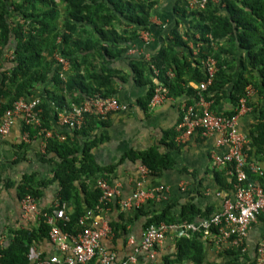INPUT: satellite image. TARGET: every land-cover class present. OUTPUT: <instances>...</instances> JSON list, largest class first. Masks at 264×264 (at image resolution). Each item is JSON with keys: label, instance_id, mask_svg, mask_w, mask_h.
Wrapping results in <instances>:
<instances>
[{"label": "trees", "instance_id": "obj_1", "mask_svg": "<svg viewBox=\"0 0 264 264\" xmlns=\"http://www.w3.org/2000/svg\"><path fill=\"white\" fill-rule=\"evenodd\" d=\"M160 1L0 0V116L19 98L38 97L41 128L52 131L45 151L37 155L41 162L52 165L51 178L35 182L32 176H24L16 185V193L20 200L25 195L36 198L38 186L57 185L59 207L72 206L70 212H65L66 220H56L62 233L79 231L78 219L84 209H91L98 202L100 191L91 189L86 180L112 173L114 168L99 166L93 153L106 136L102 132L106 127L104 118L87 115L85 124L77 130L57 128L56 114L67 111L72 104H80L94 94L104 98L114 97V82H127L129 74L113 69L112 64L126 56L141 31H148L153 10ZM173 5L174 14L185 20L189 30L194 32L191 34L188 30L181 33V22L177 21L170 32L169 43L161 46L149 61L142 57L129 59L132 81L138 87L147 86L145 96L138 100L140 108L148 107L159 84L168 90L169 95H186L190 100L185 105L195 104L196 90L190 88L188 82L198 84L206 80L202 62L208 57L217 61L218 70L203 97L211 105L221 97L228 98L232 106L226 114L210 109L213 114L224 117L235 115L240 100L247 95L248 86L259 88L264 96V0H208L203 9H190L186 0H174ZM222 5L227 16L219 14ZM223 38L226 46L245 53L239 58L240 67L236 76L225 70L224 64L228 68L226 60L221 61V56L226 54L225 45L221 42ZM191 42L198 44L195 54L189 46ZM177 49L187 52L188 57H180ZM9 52L13 56L11 60L4 58ZM55 55L69 61L70 67L63 72V76ZM96 59L100 61L99 66L93 64ZM151 66L158 70V76L153 74ZM46 84L52 90L38 93V86ZM97 129L102 132L99 136L94 133ZM23 130L30 135L36 134L30 127ZM61 135L64 136L63 141L59 139ZM263 149L264 113L251 132V142L246 151L249 156H258ZM126 158L146 168L151 177L159 176L172 166L168 155L154 149L131 152ZM225 170L215 173L217 185L221 190H233V181L230 184L224 181ZM248 179L262 181L249 171ZM173 207L172 203H167L157 213L143 212L142 206L132 210L144 218V230L160 223H192L197 218L209 216L191 201L179 207L177 214L170 211ZM47 214H52V210ZM118 216L120 218L121 214ZM258 218H263V214ZM109 226L114 238L127 234L121 219L120 222H110ZM49 230L50 227L42 219L37 230L14 232L11 241L0 247V264H30L28 251L31 240L46 236ZM203 237L200 232L187 238L179 237L175 253L165 257L164 264H182L184 261L202 264L204 246L200 239ZM223 252L231 258L224 264H235L245 256H241L238 249Z\"/></svg>", "mask_w": 264, "mask_h": 264}, {"label": "crops", "instance_id": "obj_2", "mask_svg": "<svg viewBox=\"0 0 264 264\" xmlns=\"http://www.w3.org/2000/svg\"><path fill=\"white\" fill-rule=\"evenodd\" d=\"M173 1H160V4L153 10L148 31H141L138 40L130 45L126 56L112 64L113 69L122 70L129 74L127 82H114L116 89L114 97L120 106L126 108L109 113L104 117L106 127L102 132L106 136L94 148L93 153L99 166L114 169L112 173L94 176L86 180L92 189L96 188L95 184L98 180L104 179L117 191V196L106 205L104 210L95 213L94 217L105 220L108 225L110 222H120V219L122 223H125L126 235L115 238L112 235L101 241V246L105 250L115 253L118 261H124L132 255V247L128 244V239L132 238L138 244L144 233V218L137 215L132 209H122L119 205L120 200L127 199L131 195L137 183H141V188L144 190L152 187H163L164 189L162 198L147 200L142 204L143 212L157 213L167 203H172L174 207L170 211L177 214L179 207L191 201L197 209L201 212H208L210 216L220 210L224 198L233 196V190H221L216 182L215 173L226 169L214 166L210 158L212 152L218 154L225 152L224 148L216 146L217 136L201 138L195 133L185 144H179L176 141V127L181 119L182 109L190 100L186 95L174 97L167 92L164 100L159 104L153 106L149 103L146 109H141L138 104V100L145 96L147 86L138 87L134 84L132 72L128 67L129 59L144 58V56L151 59L161 46L169 43L170 32L177 21L181 22L179 26L181 33L189 30L186 21L174 14ZM219 14L228 15L224 5L220 7ZM190 32L192 34L194 31L191 30ZM224 39L221 42H224ZM223 44L226 54L221 56V61L222 59L226 60L228 68L224 64L225 70L230 75L236 76L240 67L239 58L245 53L240 49L236 51L233 47ZM189 46L195 54V48L198 44L195 45L191 42ZM234 50L236 51L235 55ZM177 52L180 57H188V53L183 50L177 49ZM99 63L100 61L96 59L93 64L99 66ZM195 85L196 83L192 81L188 82V86L193 90H195ZM45 90L51 91L52 87L47 84L38 86V93H43ZM246 92L248 94L246 103L248 111L239 116L238 130L248 138L249 145L251 132L264 113V96L259 92V88L251 86L246 88ZM66 99L68 102L70 101L67 95ZM210 109L218 114H226L232 110V106L229 104L228 98L221 97L212 105L210 103ZM22 131V124L16 120L10 133L5 137H0V247L6 246L16 231L32 232L37 230L43 219L37 215L24 216L20 205L21 200L16 193V185L24 176H32L35 182L46 181L51 178L52 165L41 162L37 157L38 153H42L41 139L34 138L28 143H23L24 147L21 148ZM102 132L100 129L94 131L97 136L101 135ZM150 149H154L162 155H168L169 159L172 160V166L164 170L159 176L151 177L148 173L141 177L140 168L143 166H140L138 162H131L126 157L131 152L139 153ZM248 159L264 166V149L258 156L248 155ZM225 171L224 181L230 184L232 177L227 169ZM37 190L38 196L34 199L38 210L44 213L53 210L58 203L57 185H40ZM82 208H85L84 204H82ZM63 209L64 212H70L72 206L66 207L64 205ZM118 214H121L120 218ZM205 218H197L194 222H199ZM48 233L46 236H39L36 240H31L28 251L30 264L37 258H48L59 254L55 245L50 242ZM177 239L174 233H170L156 250L154 261H150L145 253H140L132 264H164L163 259L175 253ZM200 241L204 246L202 264H224L231 260L223 252L227 249L222 247L217 250L212 239L203 237ZM262 241H264V215L263 218H258L249 227L244 242V252L241 253L238 250L241 256H245L235 264L255 262L256 248ZM88 264L99 263L93 260ZM182 264L193 263L184 261Z\"/></svg>", "mask_w": 264, "mask_h": 264}, {"label": "built area", "instance_id": "obj_3", "mask_svg": "<svg viewBox=\"0 0 264 264\" xmlns=\"http://www.w3.org/2000/svg\"><path fill=\"white\" fill-rule=\"evenodd\" d=\"M207 1L186 0L190 9H203ZM4 58L11 60L12 53H7ZM54 58L60 65L61 76H63V72L70 67L69 61L60 55H55ZM144 58L147 61L150 60L149 57L144 56ZM202 66L206 80L194 86L195 104L184 105L182 109L181 119L176 127V141L179 144H185L195 133L201 138L217 136L216 146L224 148L225 152L222 154L212 152L210 158L214 166L227 168L233 181V196L224 198L218 212L199 222L160 223L148 227L144 230L138 244L132 238L128 239V244L132 247V255L124 261H118L115 253L101 246L103 239L112 236L110 226L105 220L94 217L95 213L104 210L106 205L117 196V191L108 181L100 179L96 182L95 187L100 191L98 202L91 209L85 208L84 213L78 219L79 231L74 234L62 233L56 225V220H66L63 206L59 207L57 203L52 214L40 212L35 199L31 195H25L20 202L24 216L37 215L43 218L50 227L49 240L59 253L48 258H37L32 264H88L93 260L98 261L99 264H132L140 253H145L150 261H154L156 250L170 233H174L177 238H187L200 232L204 237L212 239L217 250L224 247L227 250L238 249L241 253L244 252V242L249 227L257 221L260 215H264V166L249 161L246 152L249 140L238 130L239 116L248 111L246 106L248 94L240 100L235 115L224 117L213 114L210 110V102L204 99L203 92L213 83L218 70L217 61L213 57H208L202 62ZM153 74L158 76V70L153 68ZM167 92L164 86L157 85L150 105L161 103ZM1 103L0 99V110ZM39 105L38 97L19 98L13 102L12 106L5 109L0 116V137L7 136L15 121L18 120L23 128L30 127L36 132L30 135L27 130H23L22 142L28 143L34 138H40L43 153L47 139L52 137V131L41 128ZM125 108V106H120L113 97L104 98L94 94L85 98L80 104H72L67 111L57 112L56 126L78 130L85 124L87 115L104 118L109 113ZM59 139L63 141L64 136H59ZM248 171L261 178L262 181L249 180ZM140 174L141 177L147 175V169L141 167ZM163 190V187L144 190L141 188V183H137L131 195L127 199L120 200L119 205L122 209L140 208L147 200L162 198ZM254 264H264V241L257 245Z\"/></svg>", "mask_w": 264, "mask_h": 264}, {"label": "rangeland", "instance_id": "obj_4", "mask_svg": "<svg viewBox=\"0 0 264 264\" xmlns=\"http://www.w3.org/2000/svg\"><path fill=\"white\" fill-rule=\"evenodd\" d=\"M56 2H59V0H56ZM59 7H61V5L59 4Z\"/></svg>", "mask_w": 264, "mask_h": 264}]
</instances>
